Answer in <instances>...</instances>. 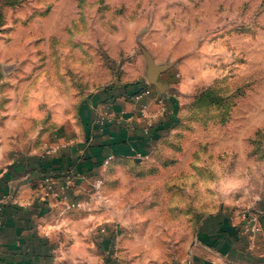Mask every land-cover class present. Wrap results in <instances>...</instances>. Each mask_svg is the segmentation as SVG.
<instances>
[{
    "label": "rangeland",
    "instance_id": "374dc122",
    "mask_svg": "<svg viewBox=\"0 0 264 264\" xmlns=\"http://www.w3.org/2000/svg\"><path fill=\"white\" fill-rule=\"evenodd\" d=\"M18 2L11 20L23 13L47 26L32 72L47 73L64 100L78 92L81 105L107 89L116 99L137 81L158 93L147 56L169 66L160 75L176 95L161 113L169 127L149 156L112 160L111 198L119 199L120 185H135L134 202L152 203L190 248L220 209L241 229L251 211L264 234V0Z\"/></svg>",
    "mask_w": 264,
    "mask_h": 264
},
{
    "label": "crops",
    "instance_id": "0c3cea01",
    "mask_svg": "<svg viewBox=\"0 0 264 264\" xmlns=\"http://www.w3.org/2000/svg\"><path fill=\"white\" fill-rule=\"evenodd\" d=\"M18 1L0 0V201L12 195L0 218V264H106L111 251L116 264H258L264 234L250 237L221 209L210 215L214 224L205 218L190 248V239L182 244L167 226L174 223L152 203L134 202L135 185H120L119 199L111 198L117 185H106L112 176L106 170L112 160L99 171L88 168L109 155L120 160L154 152L160 139L144 133L148 120L140 109L149 104L151 121L158 122L164 116L156 102L160 94L148 92L137 101L123 91L108 99L107 90H96L81 105L78 92L64 100L47 86V73L32 72L47 26L24 20L23 13L11 20ZM34 80L45 84L36 87ZM171 93L166 103L176 96ZM108 143L112 147L103 150Z\"/></svg>",
    "mask_w": 264,
    "mask_h": 264
},
{
    "label": "built area",
    "instance_id": "2783aa9c",
    "mask_svg": "<svg viewBox=\"0 0 264 264\" xmlns=\"http://www.w3.org/2000/svg\"><path fill=\"white\" fill-rule=\"evenodd\" d=\"M148 94V91L146 89H144L143 91L137 93L135 95V99L137 101H142L144 99V97ZM167 97V96H166ZM165 96H159L157 98V104L160 108V112L162 114L165 113V109H166V102H165ZM141 115L148 120V122L146 123V125L143 127V131L145 134H151V128L153 126V123L151 121V116L149 113V104H142L141 109H140ZM111 160H113V155H109L105 160H104V166H108L109 163L111 162ZM46 183H47V188L48 189H54V181L52 180V178L47 177L46 178ZM103 184V179H98L95 182V192L96 194L100 195V190ZM12 198V195H5L3 197V199H1L0 201V218H1V214L3 212V206H5V204H8L10 202ZM67 198V197H65ZM76 204L75 203H69L68 206L74 207ZM243 219H244V225H243V229L246 232V234H248L250 237H254L257 234H260L262 232V226L260 224V220L258 218V216L254 213H252L251 211L245 212L242 214ZM1 224V222H0Z\"/></svg>",
    "mask_w": 264,
    "mask_h": 264
},
{
    "label": "trees",
    "instance_id": "16d2710c",
    "mask_svg": "<svg viewBox=\"0 0 264 264\" xmlns=\"http://www.w3.org/2000/svg\"><path fill=\"white\" fill-rule=\"evenodd\" d=\"M130 86L133 88L132 89L133 93H129ZM145 88H146L145 81H137L135 83L123 85L121 87V90L124 92L125 95H127V96L133 95L135 97V95L137 93L143 91ZM106 93H107L108 99H115V97H116L115 89H107ZM169 121L170 120H168V118H161L157 123L153 124V126L151 128V130H152L151 131L152 132L151 137H154L155 138L154 140L161 139L165 135L164 132L169 127V124H170ZM106 145L108 147H112L113 144H109V143L108 144H101L100 146L103 148ZM103 150H104V148H103ZM99 157H100V159H102V157H104L102 152L99 154ZM102 165H103V160L96 161V162L93 161L91 164V167L88 168V171H99V169L101 168ZM105 259H106V264H116L115 258H113L112 251L106 255Z\"/></svg>",
    "mask_w": 264,
    "mask_h": 264
},
{
    "label": "water",
    "instance_id": "95a60500",
    "mask_svg": "<svg viewBox=\"0 0 264 264\" xmlns=\"http://www.w3.org/2000/svg\"><path fill=\"white\" fill-rule=\"evenodd\" d=\"M168 67V65L157 64L152 57L147 56V78L151 84L156 86L158 93L165 97L172 91V88L167 84L160 82V75L167 70Z\"/></svg>",
    "mask_w": 264,
    "mask_h": 264
}]
</instances>
